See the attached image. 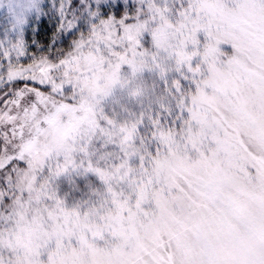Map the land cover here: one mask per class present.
Masks as SVG:
<instances>
[{
  "label": "snow or ice",
  "instance_id": "snow-or-ice-1",
  "mask_svg": "<svg viewBox=\"0 0 264 264\" xmlns=\"http://www.w3.org/2000/svg\"><path fill=\"white\" fill-rule=\"evenodd\" d=\"M0 264H264V0H0Z\"/></svg>",
  "mask_w": 264,
  "mask_h": 264
}]
</instances>
